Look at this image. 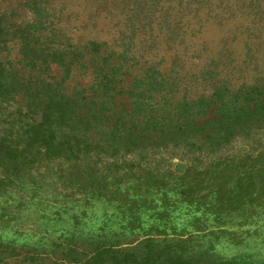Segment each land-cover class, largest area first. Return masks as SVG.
<instances>
[{
    "label": "rangeland",
    "instance_id": "rangeland-1",
    "mask_svg": "<svg viewBox=\"0 0 264 264\" xmlns=\"http://www.w3.org/2000/svg\"><path fill=\"white\" fill-rule=\"evenodd\" d=\"M136 2L142 6L132 14ZM38 5L45 9L33 41L45 50L41 58L52 61L43 75L22 69L34 54L16 39L25 37L21 25H30ZM0 40L4 77L18 72L35 83L48 75L53 89L71 97L99 88L120 92L122 104L101 121L132 114L126 101L133 86L135 97L146 96L139 114L158 119L167 110L160 121L168 123L169 114L202 95L209 100L207 84L215 80L240 93L264 81V0H0ZM155 72L172 84L149 94L144 88ZM163 93L175 99L161 103ZM23 101L18 92L7 103ZM212 108L196 119L198 127L215 117ZM248 141L247 149L255 147ZM234 146L247 145L212 157ZM184 152L171 144L149 149L147 158L167 159L159 169L168 167L175 178L165 188L123 184L115 200L81 197L66 181L69 163L62 158L10 175L0 190V264H264V178L239 201L217 191L190 196L178 178L189 165Z\"/></svg>",
    "mask_w": 264,
    "mask_h": 264
},
{
    "label": "trees",
    "instance_id": "trees-1",
    "mask_svg": "<svg viewBox=\"0 0 264 264\" xmlns=\"http://www.w3.org/2000/svg\"><path fill=\"white\" fill-rule=\"evenodd\" d=\"M141 6L136 2L132 14H136ZM42 7L32 8L30 25H21L26 38L16 39L19 46H31L34 54V58L27 57L26 68L22 69L43 75L52 61L45 56L41 58L45 50L33 41L35 33L32 32L33 29L34 32L35 29L42 30ZM27 38L30 40L28 44ZM5 74L7 79L0 71V167L4 175H0V190L7 185L10 175H22L33 163L56 158L69 163L66 181L81 197L90 194L115 200L120 186L127 183L165 188L169 178H175V173L168 167L159 169L167 159L147 157L149 149L167 148L169 144L185 149L183 158L189 165L178 178L188 188L183 191L190 196L204 190L217 191L221 196L239 201L248 195L247 190L256 183V178H264V81H252L249 90L240 93L239 90H231L227 82L222 84L213 79L215 81L207 84L211 92L209 100L202 95L194 105L184 107L178 114H169L171 120L168 123L160 121L161 117L168 118L167 110H163L158 119L139 114L136 106L141 97L144 99L146 96L144 93L135 97L137 89L133 86L128 90L132 97L126 101H132V114L122 118L123 121L109 122L101 121V118L114 115L111 109L123 102L120 92L99 88L84 90L71 97L63 88L53 89L46 82L50 79L48 75L38 77L41 81L33 83L19 77L18 72ZM162 84H165L163 89H168L172 83L155 72L144 90L151 94L154 86ZM18 92L23 94L24 101L8 104L7 101H13ZM85 93L87 97L83 96ZM167 95L160 94L158 100L167 103L169 99H175L174 95L169 98ZM150 99H155V96ZM177 102L184 105V96H180ZM209 107H213L215 117L198 127L196 119L205 117ZM37 116H40V121ZM172 120H176L177 125L174 126ZM166 124L168 126H163ZM157 138L160 139L157 142L152 140ZM248 140L255 147L247 149L250 145ZM237 143L247 146H234L232 153L212 157L222 148Z\"/></svg>",
    "mask_w": 264,
    "mask_h": 264
},
{
    "label": "water",
    "instance_id": "water-1",
    "mask_svg": "<svg viewBox=\"0 0 264 264\" xmlns=\"http://www.w3.org/2000/svg\"><path fill=\"white\" fill-rule=\"evenodd\" d=\"M182 168H183V165L181 163H178L177 169L181 171Z\"/></svg>",
    "mask_w": 264,
    "mask_h": 264
}]
</instances>
